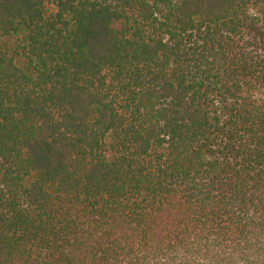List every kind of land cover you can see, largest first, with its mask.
Returning a JSON list of instances; mask_svg holds the SVG:
<instances>
[{
	"label": "trees",
	"instance_id": "obj_1",
	"mask_svg": "<svg viewBox=\"0 0 264 264\" xmlns=\"http://www.w3.org/2000/svg\"><path fill=\"white\" fill-rule=\"evenodd\" d=\"M0 264H264V0H0Z\"/></svg>",
	"mask_w": 264,
	"mask_h": 264
},
{
	"label": "clouds",
	"instance_id": "obj_2",
	"mask_svg": "<svg viewBox=\"0 0 264 264\" xmlns=\"http://www.w3.org/2000/svg\"><path fill=\"white\" fill-rule=\"evenodd\" d=\"M251 11V10H250Z\"/></svg>",
	"mask_w": 264,
	"mask_h": 264
}]
</instances>
